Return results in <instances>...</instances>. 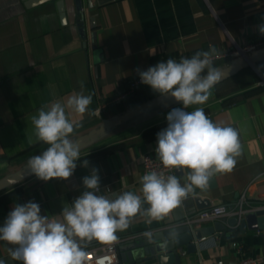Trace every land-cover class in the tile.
Listing matches in <instances>:
<instances>
[{
	"label": "crops",
	"instance_id": "obj_1",
	"mask_svg": "<svg viewBox=\"0 0 264 264\" xmlns=\"http://www.w3.org/2000/svg\"><path fill=\"white\" fill-rule=\"evenodd\" d=\"M260 25H264V0H82L81 12L76 0H0V180L22 171L30 157L48 147L36 139L31 120L41 108L64 102L74 92L92 95L82 117L69 113L81 125L71 134L75 140L104 119L159 95L144 84L132 95L114 100L139 75L138 69L146 71L169 58H191L210 47L228 50L234 41L259 40L264 38ZM243 60L212 59L222 79L206 103L186 109L202 107L212 121L238 131L240 150L234 168L215 173L205 188H194L162 219L140 214L131 218L127 229L115 234L122 239L117 264H129L121 245L164 222L183 223L222 202L233 206L242 194L250 205H264V48L258 51L255 66L240 67ZM99 105L104 107L98 113ZM182 107L171 97L94 136L80 149L77 168L68 180L45 182L33 174L0 191V226L17 203L33 201L42 215L59 216L85 190L82 178L92 169L98 170L101 194L113 199L125 191L139 194L143 156H156V135L167 127L168 112ZM84 159L89 161L87 168L81 166ZM187 171L175 169L182 184ZM195 198L206 202L205 207H199ZM103 243L93 239L81 246ZM9 247L0 241V259L22 264L11 259ZM184 249H178L182 264H213L218 259L236 264L243 258L264 264V229L226 224L199 241L197 252L187 254Z\"/></svg>",
	"mask_w": 264,
	"mask_h": 264
},
{
	"label": "clouds",
	"instance_id": "obj_2",
	"mask_svg": "<svg viewBox=\"0 0 264 264\" xmlns=\"http://www.w3.org/2000/svg\"><path fill=\"white\" fill-rule=\"evenodd\" d=\"M259 32L264 35V25L259 26ZM214 52L210 47L191 58H169L146 71L137 70L141 83L183 105L168 112L167 127L156 135L155 153L165 169H187L185 183L176 175L153 170L140 177L139 194L125 191L113 194V199L97 194L100 177L98 170L92 169L82 178L85 190L63 207L59 216L42 215L40 205L33 201L14 204L0 226V241L12 246L8 248L12 260L22 264H85L81 242L113 241L137 214L162 219L194 188H205L215 173L234 168L240 150L238 131L212 121L202 107L186 111L189 106L206 103L211 89L222 79V72L213 66ZM91 103L92 95L74 92L66 101H54L31 117L36 139L48 145L27 161V168L39 180H68L73 175L80 145L70 137L81 125L71 120L69 113L82 117ZM88 165L87 159L81 162L85 168ZM0 264H6L5 260L0 259Z\"/></svg>",
	"mask_w": 264,
	"mask_h": 264
},
{
	"label": "water",
	"instance_id": "obj_3",
	"mask_svg": "<svg viewBox=\"0 0 264 264\" xmlns=\"http://www.w3.org/2000/svg\"><path fill=\"white\" fill-rule=\"evenodd\" d=\"M90 2V0H89ZM78 10H82V0H76ZM91 7L92 5L89 4ZM261 48H264L261 47ZM258 48L246 56L239 55L244 59L239 66H255ZM170 95H157L148 99L137 106L126 110L112 118L104 119L103 122L97 127L90 130L85 134L78 136L75 142L80 145V149L90 141L94 136L103 134L123 122L138 116L147 110L161 106L165 101L170 99ZM33 175L30 169L25 167L22 171L9 174L6 178L0 180V191H3L19 181ZM194 201L199 207H205L206 202L195 198ZM226 224L239 225L241 229L251 227L254 229H264V208L254 211L246 212V214L239 219L237 216L222 217L212 225L205 227H195L189 223H171L164 222L161 226L154 227L146 232L134 237L130 240L127 246L121 245L122 257L124 261L129 264H182V254L178 250L179 247L185 248L187 254L195 253L198 250L199 241L203 237L222 231Z\"/></svg>",
	"mask_w": 264,
	"mask_h": 264
},
{
	"label": "built area",
	"instance_id": "obj_4",
	"mask_svg": "<svg viewBox=\"0 0 264 264\" xmlns=\"http://www.w3.org/2000/svg\"><path fill=\"white\" fill-rule=\"evenodd\" d=\"M263 46L264 38L244 43H238L234 41L231 48L228 50L215 51L211 58L215 59L221 57H234L239 55L246 56L250 52ZM141 85L144 84L141 83L139 75L131 78L128 81L126 89L121 91L114 98V100L126 98L129 95H132V93L136 91V89ZM102 107H104V105H99L96 111L99 113ZM142 170L143 174L155 170L157 172H163L165 175H176L175 169H165L160 160L156 156H153V154H145L143 156ZM106 190L109 191L111 189L107 186ZM97 194L103 195L101 194V190ZM261 208H264V205H250L247 202L246 195L242 194L233 206L224 202L215 204L209 208L200 210L199 212L187 218L183 223H189L193 226H196L198 224L216 221L222 217L237 216L239 219H241L246 214V212ZM204 238L205 237L202 239ZM121 241L122 239L116 237V239L113 241H107L98 246L84 248V251L86 252L85 264H117L120 261L119 245ZM234 245L237 244L235 243ZM255 261L256 260L254 258H243L236 264H254ZM213 264H225V262L223 259H218Z\"/></svg>",
	"mask_w": 264,
	"mask_h": 264
}]
</instances>
